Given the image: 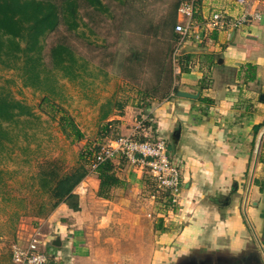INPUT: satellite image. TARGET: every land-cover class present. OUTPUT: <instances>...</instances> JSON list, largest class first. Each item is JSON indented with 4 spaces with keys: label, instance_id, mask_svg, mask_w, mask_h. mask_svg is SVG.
<instances>
[{
    "label": "rangeland",
    "instance_id": "rangeland-1",
    "mask_svg": "<svg viewBox=\"0 0 264 264\" xmlns=\"http://www.w3.org/2000/svg\"><path fill=\"white\" fill-rule=\"evenodd\" d=\"M179 1L183 0H103L105 9L101 10L82 0L77 30L62 25L42 39L41 71L52 79L49 86L25 85L24 72L18 69L24 60L17 69L0 64V93L30 111V115L3 123L9 135L0 144V264H12L13 245L25 244L37 229L43 237L51 234L53 221L48 218L57 209L48 216L38 215V204L48 200L40 188L44 169L56 165L61 172L71 171L82 163V152L95 155L122 136L159 140L151 129L157 124L149 116L156 104L150 98L160 97L167 89L168 79L161 75V68L171 71L173 87L184 61L183 51L175 56L176 44L167 24ZM59 43L70 47L77 61L69 77L52 69L50 51ZM62 109L84 132L82 141L73 143L63 134L57 120ZM107 112L108 118L103 120ZM166 142L172 145V140ZM113 162L121 174V168L135 167L118 153ZM129 178L126 185L112 191L109 200L98 195L85 197L81 209L85 212L75 219L83 224L96 264H158L161 233L155 225L163 218L175 231L179 197L170 201L146 168L140 177L130 174ZM251 254L264 264L257 252L233 256L209 249L175 254L159 264Z\"/></svg>",
    "mask_w": 264,
    "mask_h": 264
},
{
    "label": "crops",
    "instance_id": "crops-1",
    "mask_svg": "<svg viewBox=\"0 0 264 264\" xmlns=\"http://www.w3.org/2000/svg\"><path fill=\"white\" fill-rule=\"evenodd\" d=\"M248 4L244 10L236 0H201L199 22L214 12L233 20L245 11H259L261 18L228 26L205 46L188 43L191 49L185 52L195 66L189 73L179 69L169 98H150L159 103L153 102L149 116L155 117L158 137L172 140L170 155L181 166L182 183L175 231L165 224L158 264L198 249L233 256L257 252L264 263V0ZM248 65L256 71L254 80L247 78L253 73ZM179 91L196 97L177 96ZM262 124L255 136V126ZM121 172L124 185L130 174L142 175L138 167ZM98 190L94 172L75 190L81 209L86 200L97 198ZM82 212L62 204L48 218L53 221L45 236L50 264H96L83 224L75 222Z\"/></svg>",
    "mask_w": 264,
    "mask_h": 264
},
{
    "label": "trees",
    "instance_id": "trees-1",
    "mask_svg": "<svg viewBox=\"0 0 264 264\" xmlns=\"http://www.w3.org/2000/svg\"><path fill=\"white\" fill-rule=\"evenodd\" d=\"M82 0H0V64L7 65L8 68L17 69L19 61L24 60L21 69L23 80L26 86H49L51 78L42 76V39L49 33L56 31L60 26L66 25L69 30L75 31L79 27V9ZM89 6L96 9H105L103 0H84ZM111 1V0H110ZM121 3L123 0H112ZM125 1V0H124ZM189 1L183 0L177 2L173 7L170 24L171 38L178 45L180 35L175 32L177 24V13L181 3ZM198 12L195 19L201 18V0H197ZM229 19V18H228ZM231 20V19H229ZM234 20V19H233ZM201 24L205 21H200ZM226 28V27H225ZM214 28L206 30L202 44L205 46L213 39L214 34L224 30ZM209 41V42H208ZM175 47V48H176ZM184 58L180 64L181 73H189L195 66L193 56L190 53L181 55ZM180 56V57H181ZM52 69L63 73V76L69 77L73 72L74 65L77 63L73 51L70 47L59 43L52 47L50 51ZM163 67V66H162ZM252 75L247 78L254 80L256 77L255 69ZM165 68H161V75H166L168 86L160 97L161 100L169 98L173 91L171 71L166 73ZM159 73V74H160ZM38 83V84H37ZM175 92V91H174ZM152 102V101H151ZM108 112L102 119L108 118ZM22 115H30L27 106L21 102L0 93V144L1 140L7 138L9 133L3 127V123H11ZM152 117V116H150ZM56 119V115L54 117ZM58 123L63 134L73 143L80 142L85 138L84 132L80 129L75 119L65 110L59 112ZM262 125L255 126L254 134L258 135ZM153 134L156 135V126H151ZM147 137V136H146ZM160 139V138H158ZM138 141H147V139H138ZM167 141V140H166ZM167 143V142H166ZM254 146V144H253ZM173 145L167 144L168 153L171 154ZM93 151H86L80 154V162L76 168L68 172H61L56 165H52L51 170L44 169L40 173L41 191L48 197V200L41 201L38 205V215H50L60 205L66 204L74 212L81 211L79 196L75 193L76 188L84 181L89 174L87 165L91 164L94 155ZM96 176L99 180L98 197L110 199L111 193L115 188L124 186L123 180L117 175L116 166L113 161L106 160L101 162L96 168ZM167 197L172 201L173 196L170 191H166ZM11 220L13 218L11 217ZM15 221V220H13ZM162 218L155 225V230L159 233H165L167 227ZM14 223V222H13ZM15 225V224H13ZM12 261V255H11Z\"/></svg>",
    "mask_w": 264,
    "mask_h": 264
},
{
    "label": "built area",
    "instance_id": "built-area-1",
    "mask_svg": "<svg viewBox=\"0 0 264 264\" xmlns=\"http://www.w3.org/2000/svg\"><path fill=\"white\" fill-rule=\"evenodd\" d=\"M236 3L247 10L245 8L249 5V0H236ZM198 9L197 0L185 1L181 3L178 9L175 32L180 35V39L175 50V56L179 55V51H182L188 43H202L207 29L213 30L217 27L223 29L228 26L239 27L261 18L259 11L250 14L245 11L234 20H229L222 12H214L201 24L195 19ZM117 153L122 154L135 167L141 170L146 168L158 186L170 191L175 197L174 201H176V197L180 195L182 184L181 166L170 157L166 140L138 141L131 137L122 136L94 155L89 173H94L101 162L113 161ZM46 246L45 237L37 229L27 238L25 244L17 242L13 245L12 263L50 264L53 256L47 251Z\"/></svg>",
    "mask_w": 264,
    "mask_h": 264
},
{
    "label": "water",
    "instance_id": "water-1",
    "mask_svg": "<svg viewBox=\"0 0 264 264\" xmlns=\"http://www.w3.org/2000/svg\"><path fill=\"white\" fill-rule=\"evenodd\" d=\"M186 49V50H185ZM191 49V48H189ZM189 49L187 50V47H184L182 49V51H189ZM177 96H181V97H188V98H195L196 95H193L191 93H186V92H177L176 93ZM260 148V145H259ZM264 174V171H263ZM54 244H59V240L57 239ZM258 256L257 257H253V255H249V256H241L239 258H230V257H224V256H219L218 258L215 259H211V260H187L186 262H181L179 264H262L261 261H259Z\"/></svg>",
    "mask_w": 264,
    "mask_h": 264
},
{
    "label": "flooded vegetation",
    "instance_id": "flooded-vegetation-1",
    "mask_svg": "<svg viewBox=\"0 0 264 264\" xmlns=\"http://www.w3.org/2000/svg\"><path fill=\"white\" fill-rule=\"evenodd\" d=\"M198 254H201V253H197V255H198ZM204 256H205V254H204Z\"/></svg>",
    "mask_w": 264,
    "mask_h": 264
}]
</instances>
